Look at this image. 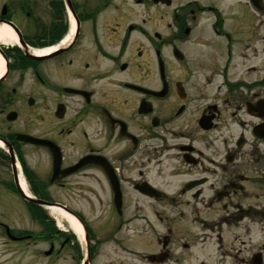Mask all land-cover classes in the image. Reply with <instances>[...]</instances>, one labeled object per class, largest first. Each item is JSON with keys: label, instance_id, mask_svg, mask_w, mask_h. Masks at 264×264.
<instances>
[{"label": "flooded vegetation", "instance_id": "obj_1", "mask_svg": "<svg viewBox=\"0 0 264 264\" xmlns=\"http://www.w3.org/2000/svg\"><path fill=\"white\" fill-rule=\"evenodd\" d=\"M3 24L16 41L0 43V167L7 175L0 188L40 226L18 188L21 172L29 185H100L110 196L109 213L97 218L51 199L84 224L83 240L59 231L53 218L39 235L0 220L8 240L45 239L47 258L68 251L70 264H96L108 244L112 253H141L122 231L161 229L142 254L163 264L173 251L206 243L208 231L223 248L222 231L234 222L245 221L247 234L251 223L264 225V188H255L264 187V0H0ZM28 150L44 155L42 174L30 166ZM125 185L151 206L168 197L155 185H183L195 197L205 185H222L226 192L214 191L211 202L240 191L254 198L224 203L217 220L197 214L186 225L185 214L148 215L137 205L132 212ZM254 256L252 264L262 258ZM115 261L99 264H132Z\"/></svg>", "mask_w": 264, "mask_h": 264}, {"label": "rangeland", "instance_id": "obj_2", "mask_svg": "<svg viewBox=\"0 0 264 264\" xmlns=\"http://www.w3.org/2000/svg\"><path fill=\"white\" fill-rule=\"evenodd\" d=\"M237 9V8H236ZM25 118H22L20 121L14 124V126L19 129L23 128ZM33 126V124H31ZM43 154L39 155L37 151L28 150L27 151V160L31 167H33L38 174H42L41 166L43 162ZM29 194L36 195V189L40 188L45 189L43 193L45 194L43 199H48L51 201L53 197L65 204H68L69 207H72L76 210H79L86 214L88 218H97L100 215L108 214L109 211V193L106 190L104 193L99 189L100 185H68V189L59 190L57 186L47 185V188H44L42 185H29L25 175L21 172ZM0 175H6V171L3 167H0ZM45 186V185H44ZM161 188L166 194L167 198L164 200H154L152 206L147 201L148 199L142 197L141 195L134 192L131 185H125L127 189V201L131 205V211L135 210L137 205L138 213H145L148 215H161V216H178L180 214H185L183 218L187 222H182L183 224L190 223L189 218L197 220L199 218L196 216L199 214L202 218L219 219L225 210L223 209L224 203H237L238 201L242 202V205L249 204L252 202L254 197L248 198L241 196V191L238 194H233L232 198H227L224 200L218 201H208L212 196L214 191L219 190L226 192V189L222 185H205L202 188V194L198 197H195L192 192L183 193V185H155ZM256 189H263V185H256ZM238 190V189H237ZM40 191V190H39ZM239 191V190H238ZM0 220L9 223L11 226L16 228H26L28 231L39 235L38 233L44 228L38 223L33 222L26 213L25 206L21 201L16 199L13 194L8 190L0 188ZM37 196V195H36ZM237 196V197H236ZM101 197L103 203L99 204L95 198ZM219 198V197H218ZM241 199V200H240ZM251 200V201H250ZM260 203L264 205V197H260ZM143 208V209H142ZM235 209L236 206H235ZM231 211V209H229ZM48 212L49 216L53 218L56 222L57 219L51 215L49 208L45 210ZM227 213V210H226ZM194 217V218H193ZM198 222V221H197ZM92 225L96 233H101V227L97 224L95 219L92 220ZM199 224V222H198ZM245 221L238 223H233L231 227H227L225 231H222L223 235V248L218 247L216 232L208 231V237L206 243L202 245L198 244L195 248H192L191 251H186L179 254V252L173 251V256L171 261L163 264H252V257L259 252L263 256L264 264V225H257L251 223L250 233L247 234L243 225ZM64 227L60 229L69 230V225L67 222H63ZM239 225V226H238ZM100 227V228H99ZM71 229V228H70ZM190 229L193 232H200V227L197 224H193ZM161 229L156 230L160 232ZM146 232V235H138L135 231H122L120 235L129 236L131 241L134 242V239H137V243H132V246L137 245V250L141 253L138 256H126L120 252L112 253L114 251L111 245L104 246L102 255L96 260V264L107 263L111 259L116 260L115 262H120L119 260L130 261L132 264H149L144 259L142 253H146L147 248L152 246L151 239L155 238L158 233ZM128 234V235H126ZM145 235V236H144ZM194 235V234H192ZM144 236V237H143ZM153 237V238H152ZM200 240V239H199ZM61 244L60 240H55L54 245L58 248ZM155 245V244H153ZM178 244H174L173 247L177 248ZM51 246L49 241L45 239H30L25 243H13L8 240L0 232V264H47L48 262L56 264H70L72 262L71 255L68 251H63L60 254L53 256L51 258L45 257L43 252ZM25 247V249H23ZM154 249V248H153ZM158 251L159 249H155ZM176 251L179 249H175ZM42 252L41 256L39 253ZM127 260H126V259Z\"/></svg>", "mask_w": 264, "mask_h": 264}, {"label": "bare ground", "instance_id": "obj_3", "mask_svg": "<svg viewBox=\"0 0 264 264\" xmlns=\"http://www.w3.org/2000/svg\"><path fill=\"white\" fill-rule=\"evenodd\" d=\"M14 41H16V36L14 32L10 29V27L6 24L1 25L0 26V43L6 44V43L14 42ZM46 51H49V49H44L41 52H46ZM4 66H5L4 60L0 56V75L2 74L4 70ZM0 145H2L1 142H0ZM20 183H21V187L24 190V192L30 195L26 182L24 178L21 176V174H20ZM49 211L51 215H53L57 219L58 225L60 227H64L63 222H67L69 227L83 240V228H82V225L79 223L78 219H76L71 214L60 210L57 207L52 206L49 208Z\"/></svg>", "mask_w": 264, "mask_h": 264}, {"label": "water", "instance_id": "obj_4", "mask_svg": "<svg viewBox=\"0 0 264 264\" xmlns=\"http://www.w3.org/2000/svg\"><path fill=\"white\" fill-rule=\"evenodd\" d=\"M17 181H18V178H17ZM18 183H19V181H18ZM193 186L194 185H187L186 188L187 189H191ZM18 188H19V190L21 191L23 197L26 200H28L30 202H33V203H36V204H39V205H42V206L58 207V208L62 209V211L67 212V213L71 214L72 216H74L76 218V216L71 211H69L65 206H63L61 204H58V203H52V202H49V201H45V200H42V199L33 197L31 195H27L23 191V189H22V187L20 185H18ZM113 188H114V191H115V201L116 202L122 201V192H121L120 187L118 185H113ZM152 191H155L154 188H152L151 186H149V192H152ZM81 225H82L83 230L85 232V226L83 224H81ZM85 239H87L86 235H85ZM253 264H262V259L260 257H256L254 259Z\"/></svg>", "mask_w": 264, "mask_h": 264}, {"label": "trees", "instance_id": "obj_5", "mask_svg": "<svg viewBox=\"0 0 264 264\" xmlns=\"http://www.w3.org/2000/svg\"><path fill=\"white\" fill-rule=\"evenodd\" d=\"M27 174H28V171H27ZM28 176H30V175L28 174ZM35 191H36L35 194L38 197L44 198L45 194L43 192H40L37 189ZM30 206H32L31 209H32L33 215L36 218L41 219V222L44 226V229H46V228L51 229V226L47 227L48 226V221H47L48 215H47V212L43 209V207L36 205V204H31Z\"/></svg>", "mask_w": 264, "mask_h": 264}]
</instances>
